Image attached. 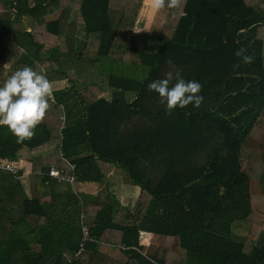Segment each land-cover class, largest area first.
Listing matches in <instances>:
<instances>
[{
	"label": "trees",
	"instance_id": "trees-1",
	"mask_svg": "<svg viewBox=\"0 0 264 264\" xmlns=\"http://www.w3.org/2000/svg\"><path fill=\"white\" fill-rule=\"evenodd\" d=\"M144 1L0 0V86L26 66L67 83L30 140L0 126V165L37 152L32 195L22 169L0 167V264H264V0H166L137 33ZM240 48L255 60L234 68ZM176 69L204 100L165 115L148 84ZM51 142L62 158L45 165ZM52 167L101 189L74 190ZM110 169L145 194L134 208ZM31 214L45 223L31 228ZM254 222L246 251L237 228ZM84 226L92 239L70 259Z\"/></svg>",
	"mask_w": 264,
	"mask_h": 264
},
{
	"label": "clouds",
	"instance_id": "clouds-1",
	"mask_svg": "<svg viewBox=\"0 0 264 264\" xmlns=\"http://www.w3.org/2000/svg\"><path fill=\"white\" fill-rule=\"evenodd\" d=\"M145 4L153 13H158L166 6V0H145ZM181 0H167V7H179ZM134 32H140L133 30ZM245 48L236 50L235 56L240 63L252 64L255 56L247 55ZM170 67L171 60L167 61ZM7 64L4 65V68ZM202 85L194 80L186 81L176 69L165 73L164 78L153 80L148 90L158 94L159 103L165 106V115H172L177 108L184 109L188 105L199 108L203 96L199 95ZM53 87L45 75L24 67L15 71L0 86V126H5L16 138L17 143H24L35 135V129L42 123L49 108V98Z\"/></svg>",
	"mask_w": 264,
	"mask_h": 264
},
{
	"label": "crops",
	"instance_id": "crops-1",
	"mask_svg": "<svg viewBox=\"0 0 264 264\" xmlns=\"http://www.w3.org/2000/svg\"><path fill=\"white\" fill-rule=\"evenodd\" d=\"M141 10H140V12H141ZM139 15H140V13H139ZM138 18H139V16H138ZM146 22H145V27H144L146 29H143V31H148L150 29L151 24L147 25ZM6 64L8 67L9 64L7 62H3L0 60V68L4 67V65H6ZM62 86H67L66 81H64L62 83L56 82L52 85L53 90H56ZM56 147H57L56 142H51L48 144L47 150H46V152L43 153V156H42L43 164H45V165L46 164H53L59 160L60 156H59V152H58ZM25 150H26V155H27V153H29L30 157L37 154V152L30 153L29 150L24 149V151ZM52 155L53 156L57 155L56 159L54 157L55 160L54 159H48ZM16 165H18L19 168L21 169V167L19 165V161L16 162ZM23 172H24V174H23L24 176H23L22 180H23L24 185H25V190H26L27 194L32 195L31 186H30V173H31V171H30V163L29 162H28V164H26V163L24 164ZM107 180H110V182H111L110 189L116 194V196L120 199L121 203L124 206H127L129 208H134L136 206L138 200H139L140 195L142 194L145 197V194L143 193V191L141 190V188L139 186L128 183L127 181L124 182V181L120 180L119 177L114 174V171L112 169H110L106 173V181ZM80 188L82 189L83 192L94 193V194L98 193L99 190L101 189L100 185L96 182L95 183L80 184ZM73 189L75 190L74 185H73ZM26 221H27V225H29L31 228H34L36 226L38 227V226L43 225L45 223V218L31 214V215L26 216ZM245 227H246V223H241L240 226L237 228V230L239 233L246 235L245 250L250 251L252 245L257 241L258 237L260 236V233L262 231V226H260L258 224V222H254L251 225V228L249 229V231H247L245 229ZM2 232H5V231H2ZM150 239H151V234L145 233L144 237H143V242L148 243L150 241Z\"/></svg>",
	"mask_w": 264,
	"mask_h": 264
},
{
	"label": "built area",
	"instance_id": "built-area-1",
	"mask_svg": "<svg viewBox=\"0 0 264 264\" xmlns=\"http://www.w3.org/2000/svg\"><path fill=\"white\" fill-rule=\"evenodd\" d=\"M59 156H60L59 159H61L62 154L60 152H59ZM0 167L10 170L14 173H17L19 171L18 165H16L13 162H9V161H5V163L1 164ZM72 167H75V165L73 164ZM48 174L49 176L55 177L59 180H67L71 182L73 185L77 182V177L74 174H71V173L65 174L64 170L59 169L57 167H52ZM82 231H83V237H82V240L80 241L79 249L74 251L73 254H70L68 256L70 259H72L73 256H78L80 253H82L85 249L86 242L92 239V236L90 234V229L87 226H84Z\"/></svg>",
	"mask_w": 264,
	"mask_h": 264
},
{
	"label": "rangeland",
	"instance_id": "rangeland-1",
	"mask_svg": "<svg viewBox=\"0 0 264 264\" xmlns=\"http://www.w3.org/2000/svg\"><path fill=\"white\" fill-rule=\"evenodd\" d=\"M162 11V10H161ZM160 11V12H161ZM156 14L157 13H153L151 10H150V8L145 4V2H144V6H143V8H142V10H141V12H140V15H139V18H138V20H137V23H136V30L137 31H140V30H143V29H146V28H144L145 27V22H146V24L147 25H150L152 22H153V20H154V18H155V16H156ZM158 14H159V12H158ZM161 14V13H160ZM157 27H159V29H160V25L158 26L157 25ZM141 32V31H140ZM139 32V33H140ZM95 91L99 94V95H101L103 92L100 90V89H98V88H96L95 89ZM105 92V91H104ZM106 93H108V92H106ZM104 94V93H103ZM131 94H128V96H130ZM57 156V155H56ZM56 156H50L48 159H54V157H55V159H56ZM29 158H30V155H29V153H27V155H26V150L25 151H23L22 153H21V156H20V159H19V165H20V167H21V169L23 170L24 169V164L26 163V164H28V162H29ZM54 159V160H55ZM53 160V161H54ZM25 162V163H24ZM24 175H22V177H23ZM21 177V178H22ZM20 178V179H21ZM23 179V178H22ZM74 187L76 188V189H79L80 188V184H74ZM4 234V232H0V237L2 236Z\"/></svg>",
	"mask_w": 264,
	"mask_h": 264
}]
</instances>
